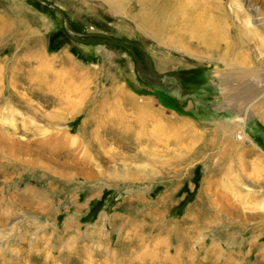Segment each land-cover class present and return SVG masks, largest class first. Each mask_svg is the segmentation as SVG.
<instances>
[{
  "label": "rangeland",
  "instance_id": "obj_1",
  "mask_svg": "<svg viewBox=\"0 0 264 264\" xmlns=\"http://www.w3.org/2000/svg\"><path fill=\"white\" fill-rule=\"evenodd\" d=\"M168 2L0 0V264H264V0Z\"/></svg>",
  "mask_w": 264,
  "mask_h": 264
},
{
  "label": "crops",
  "instance_id": "obj_2",
  "mask_svg": "<svg viewBox=\"0 0 264 264\" xmlns=\"http://www.w3.org/2000/svg\"><path fill=\"white\" fill-rule=\"evenodd\" d=\"M198 20V19H197ZM189 30V29H188ZM206 42L207 41H210V43H214V42H216L214 39H210V40H205ZM76 70V69H75ZM75 70H73L74 71V73L75 74H77L76 73V71ZM80 75H82L83 76V74H80ZM84 76H85V74H84ZM81 76H77V78H80ZM79 82H81V80H77V79H72V81L71 80H68V85L70 86V85H76V83H79ZM82 83V82H81ZM139 107V105L137 106V108L135 109L134 108V110H136L135 112L137 113V118L138 117H148L149 119L150 118H152L153 119V126H154V129L156 130V129H158V130H160V129H163V131L165 130V124H164V120H163V117H162V113H159V112H157V111H155L154 109H150V108H146L145 109V107H143V109H141V108H138ZM140 109H141V112H140ZM145 109V110H144ZM143 111V112H142ZM145 111V112H144ZM150 111V112H149ZM152 111V112H151ZM110 113H112L111 111H110ZM155 113V114H154ZM153 116H152V115ZM155 117V118H154ZM114 118V117H113ZM119 117H117V119H118ZM120 118H125L126 119V122L124 123L125 125H128V126H130L131 128H132V126H134V121H133V119H131V117H129L128 116V114H126V116H124L123 117V113H122V116H120ZM157 121H159V122H157ZM113 123L115 124V121H113ZM159 124H161V125H159ZM116 125H119V121L116 123ZM159 127H158V126ZM133 130V129H132ZM164 133H165V131H164Z\"/></svg>",
  "mask_w": 264,
  "mask_h": 264
},
{
  "label": "bare ground",
  "instance_id": "obj_3",
  "mask_svg": "<svg viewBox=\"0 0 264 264\" xmlns=\"http://www.w3.org/2000/svg\"><path fill=\"white\" fill-rule=\"evenodd\" d=\"M177 1V2H176ZM176 2V3H175ZM182 2H184V1H182ZM167 3V2H166ZM170 3H174V4H170ZM179 4V0H169V2H168V5L170 6V8H172V10L173 11H176L177 13H179V11H178V9H185L187 6H188V2H185L184 4H183V6L182 5H178ZM178 8V9H177ZM192 9V8H191ZM194 9H197V8H194ZM187 12V11H186ZM186 12H185V14H186ZM200 14V13H199ZM198 21H200L199 19H198ZM163 23H161V25H162ZM184 24V26H185V28L188 30V27H187V25H189V23H183ZM195 24H198V23H195ZM162 27V26H161ZM195 31V30H194ZM190 32H191V30H190ZM199 32V31H198ZM198 34V33H197ZM190 37H193V36H190ZM39 59V58H38ZM81 76L80 77V79H82L83 77H82V75H80V74H75L74 73V71H72V76L73 77H77V76ZM70 79H71V77H69ZM146 108V107H145ZM141 109H143V108H141ZM141 109H140V112H141ZM143 112V111H142ZM145 112V111H144ZM150 112V111H149ZM152 112V111H151ZM155 114V113H154ZM152 115V114H151ZM153 116V115H152ZM155 118V117H154ZM150 120H153L152 118H150ZM157 122H159V121H157ZM165 123V122H164ZM159 125H161V124H159ZM158 126V125H157ZM129 127V126H128ZM159 127V126H158ZM130 128V127H129ZM128 129V128H127ZM140 135V134H139ZM150 138V137H149ZM140 139V138H139Z\"/></svg>",
  "mask_w": 264,
  "mask_h": 264
}]
</instances>
